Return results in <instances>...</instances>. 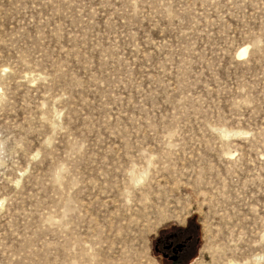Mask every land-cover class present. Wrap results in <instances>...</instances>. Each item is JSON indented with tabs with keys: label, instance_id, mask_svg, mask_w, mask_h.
<instances>
[{
	"label": "rangeland",
	"instance_id": "rangeland-1",
	"mask_svg": "<svg viewBox=\"0 0 264 264\" xmlns=\"http://www.w3.org/2000/svg\"><path fill=\"white\" fill-rule=\"evenodd\" d=\"M193 219L192 264H264V0H0V264Z\"/></svg>",
	"mask_w": 264,
	"mask_h": 264
},
{
	"label": "flooded vegetation",
	"instance_id": "flooded-vegetation-1",
	"mask_svg": "<svg viewBox=\"0 0 264 264\" xmlns=\"http://www.w3.org/2000/svg\"><path fill=\"white\" fill-rule=\"evenodd\" d=\"M201 245L195 219L184 228H169L159 233L153 243L155 255L163 264H192Z\"/></svg>",
	"mask_w": 264,
	"mask_h": 264
},
{
	"label": "bare ground",
	"instance_id": "bare-ground-1",
	"mask_svg": "<svg viewBox=\"0 0 264 264\" xmlns=\"http://www.w3.org/2000/svg\"><path fill=\"white\" fill-rule=\"evenodd\" d=\"M246 54H247V49L244 48V49L241 51V53H240L239 56H245Z\"/></svg>",
	"mask_w": 264,
	"mask_h": 264
},
{
	"label": "clouds",
	"instance_id": "clouds-1",
	"mask_svg": "<svg viewBox=\"0 0 264 264\" xmlns=\"http://www.w3.org/2000/svg\"><path fill=\"white\" fill-rule=\"evenodd\" d=\"M147 182V178L145 179V183ZM134 187H140V185H134Z\"/></svg>",
	"mask_w": 264,
	"mask_h": 264
}]
</instances>
